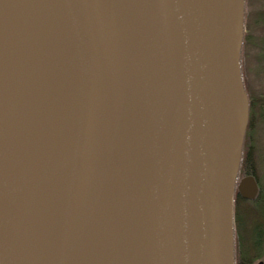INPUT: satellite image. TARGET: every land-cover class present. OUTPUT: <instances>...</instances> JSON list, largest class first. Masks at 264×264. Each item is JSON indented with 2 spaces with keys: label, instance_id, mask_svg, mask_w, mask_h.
I'll return each mask as SVG.
<instances>
[{
  "label": "water",
  "instance_id": "water-1",
  "mask_svg": "<svg viewBox=\"0 0 264 264\" xmlns=\"http://www.w3.org/2000/svg\"><path fill=\"white\" fill-rule=\"evenodd\" d=\"M246 0H0V264H236Z\"/></svg>",
  "mask_w": 264,
  "mask_h": 264
},
{
  "label": "trees",
  "instance_id": "trees-1",
  "mask_svg": "<svg viewBox=\"0 0 264 264\" xmlns=\"http://www.w3.org/2000/svg\"><path fill=\"white\" fill-rule=\"evenodd\" d=\"M258 24L264 25L263 9L254 11L251 21L249 19L246 21L247 31L245 32L243 53H245V47L247 48L248 46L250 48L256 43L254 27ZM245 83L249 92L247 82ZM249 97L251 122L247 130L244 145L241 174H253L256 177L258 175V167L260 166V156L257 155V148L259 147L256 143L258 140H256V128L254 126L258 117L264 122V104H260L257 110L255 96L249 93ZM257 114L260 116H256ZM258 176L256 179L259 185V192L256 198L254 200H247L241 196H237L235 201V248L237 264H259L258 261L260 259H263L262 264H264V176L262 175V178Z\"/></svg>",
  "mask_w": 264,
  "mask_h": 264
},
{
  "label": "rangeland",
  "instance_id": "rangeland-1",
  "mask_svg": "<svg viewBox=\"0 0 264 264\" xmlns=\"http://www.w3.org/2000/svg\"><path fill=\"white\" fill-rule=\"evenodd\" d=\"M245 9H246L245 22L248 21V19L249 21H251V19L253 18L254 11L262 10V9L264 10V0H246ZM254 30H255L256 43L253 44L250 48L248 46L247 48L245 47L244 49L245 53H243L242 56V63H243L245 82H247V85L249 87L250 95L255 96L256 98V103H257L256 108L258 110L259 105L264 104V45H263L264 25L258 24L254 27ZM256 116H260V115L257 114ZM250 122L251 121L249 119V124ZM254 127L256 128V132H255L256 140H258L256 141V143L259 147L257 148V155L260 156V166L258 167L259 176L258 175L257 176L259 178H262L261 176L262 175L264 176V122H262L261 118L259 117L257 118L256 125ZM243 175L244 174H240L239 176L242 177ZM258 263L262 264L263 259H260Z\"/></svg>",
  "mask_w": 264,
  "mask_h": 264
}]
</instances>
